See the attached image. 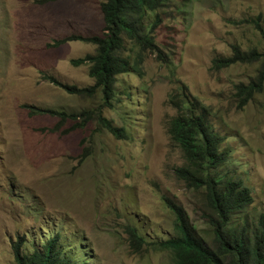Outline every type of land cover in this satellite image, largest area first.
<instances>
[{
    "label": "rangeland",
    "instance_id": "374dc122",
    "mask_svg": "<svg viewBox=\"0 0 264 264\" xmlns=\"http://www.w3.org/2000/svg\"><path fill=\"white\" fill-rule=\"evenodd\" d=\"M104 1L0 0V264H17L16 242L22 239L31 254L56 230L74 247L76 262L175 264L171 250L153 245L176 235L166 199L183 207L194 232L210 244L204 193L176 175L186 159L168 131L178 110L171 94L190 93L210 110L225 135L222 149L231 152L216 175L242 178L252 198L248 215L264 213V89L244 107L236 89L264 69V36L254 22L264 29V0H168L148 12L144 32L156 16L162 19L153 35L160 57L146 52L140 75L116 76L112 107L101 92L72 95L42 77L80 88L94 84L88 65L72 60L96 52L85 39L104 35ZM73 36L84 40L55 44ZM234 46L256 49L261 59L214 66ZM138 49L125 38L119 52L134 60ZM31 105L70 116L61 125V117L32 114ZM98 109L127 137L100 126L97 115L71 129L79 113ZM127 225L146 237L139 250Z\"/></svg>",
    "mask_w": 264,
    "mask_h": 264
},
{
    "label": "trees",
    "instance_id": "16d2710c",
    "mask_svg": "<svg viewBox=\"0 0 264 264\" xmlns=\"http://www.w3.org/2000/svg\"><path fill=\"white\" fill-rule=\"evenodd\" d=\"M166 1L168 0H106L103 2L105 36L85 39L86 42L93 41L98 44L97 53L72 60L75 66L90 64L89 73L95 79V85L78 88L75 85L62 84L55 79L52 81L72 95L93 96L100 90L105 104L111 106L116 76L131 71L140 74L144 53L160 52V47L152 39V33L162 23V19L156 16L153 23L145 27L147 33L143 31L142 21L148 12H155ZM254 22L264 36V29L259 19ZM125 37L135 41L139 48L138 58L131 61L118 56L117 50L123 47ZM74 40H84V38L82 36L66 37L56 41L55 44ZM260 59L261 54L256 49L243 52L239 47L234 46L233 55L216 59L214 66L224 68L235 63L250 64ZM255 78L248 84L240 83L237 86L240 107L247 105L254 95L263 91L264 69ZM184 89L188 90L187 86L184 85ZM184 95L180 101H177L176 94L169 100L180 111L170 122L172 139L180 146L186 159V164L176 169V175L190 188L202 190L204 193L205 211L209 212L206 214V219L212 229V240L208 244L198 237L183 207L166 199L169 208L175 214L176 235L153 245L156 249L159 245L162 250H171L175 264H264V213L260 214L258 219L248 215L247 206L252 202V198L242 178L216 175L218 169L230 162L231 152L222 149L224 140L209 121L210 110L204 106V111L199 106L201 114H197L196 110L189 108L185 101L192 95L190 96V93ZM193 100L196 101L195 98ZM28 108L32 114L61 117V125L70 116L63 110L42 109L32 105ZM100 112L101 110L98 109L96 112L85 110L79 113L75 118L78 122L71 129L86 126L93 119V115H98L100 123L107 130L118 138L126 137L123 129L112 125ZM59 128L58 124L57 129ZM68 131L70 132L66 130ZM88 150L86 148L83 156L87 155ZM213 170H215L214 173H211ZM126 232L129 235L130 244L136 249L139 250L148 243L138 227L127 225ZM23 245L21 239L13 247L17 264H84L74 260V247L59 230L48 231L47 238H44L40 246H37L31 254H26L22 248Z\"/></svg>",
    "mask_w": 264,
    "mask_h": 264
},
{
    "label": "clouds",
    "instance_id": "9594fccd",
    "mask_svg": "<svg viewBox=\"0 0 264 264\" xmlns=\"http://www.w3.org/2000/svg\"><path fill=\"white\" fill-rule=\"evenodd\" d=\"M106 1V0H105ZM104 1V2H105ZM103 18H104V15H103ZM153 23V21L151 22V24ZM104 26H105V21H104ZM156 30V29H155ZM143 31H144V29H143ZM155 32V31H154ZM154 32L152 33V36L154 35ZM145 33H147V32H145ZM96 36V35H95ZM104 36L105 35H103V36H98V37H100V38H104ZM92 37H94V36H92ZM91 37V38H92ZM154 37V36H153ZM153 37H152V39H153ZM125 38H127V37H125ZM125 38H124V41H125ZM129 39V38H128ZM56 41H58V40H56ZM77 41H79V40H77ZM132 41V40H131ZM84 42V41H83ZM86 42V41H85ZM135 42V41H134ZM86 43H92V44H94L95 46H96V52L95 53H93V55H95L96 53H97V49H98V44L96 43V42H93V41H87ZM135 44H136V42H135ZM137 45V44H136ZM123 47H124V42H123ZM122 47V48H123ZM121 48V49H122ZM121 49H119V50H117V52H118V56H122V55H120V50ZM148 52H150V51H148ZM88 56V55H87ZM86 57V56H85ZM85 57H83V58H85ZM123 58H127L128 60H132L131 59V57H127V56H122ZM79 59H81V58H79ZM135 59V58H134ZM76 60V59H75ZM131 64H132V62H131ZM82 65H88V68H89V70H90V64L89 63H85V64H82ZM129 73H131V72H129ZM124 74H127V73H124ZM139 74V73H138ZM140 74H141V67H140ZM139 74V75H140ZM89 75H90V73H89ZM121 75V74H120ZM42 77H44V79L45 80H47V81H49L51 84H53L54 86H56V87H59V88H61V89H63L62 87H60V86H58V85H56L52 80L53 79H55L56 81H58V82H60L58 79H56L55 77H53V76H51L50 74H43L42 75ZM89 77H91V76H89ZM92 78V77H91ZM93 80H94V84L93 85H95V83H96V81H95V79L94 78H92ZM60 83H62V82H60ZM62 84H64V83H62ZM93 85H91V86H88V87H92ZM116 78H115V83H114V98H113V100L111 101L112 103V105H113V102H114V100H115V97H116ZM78 88H80V87H78ZM83 88H87V87H83ZM64 90V89H63ZM97 92H101L100 90H98ZM96 92V93H97ZM95 93V94H96ZM102 93V92H101ZM94 94V95H95ZM79 95H82V96H85V95H83V94H79ZM175 94H171V96H170V98H169V100L171 99V98H173V96H174ZM176 98H177V101H180V100H182V98H183V96L181 97V99H179L177 96H176ZM103 99V98H102ZM186 103H187V105H188V107L189 108H193L194 110H196V113L197 114H201V112H200V108H199V106H201L202 108H203V110H204V106H203V104H198L197 105V103H194L193 101H192V99H190V97L189 98H187L186 100ZM104 103H105V101H104ZM169 103L172 105V106H174V104H172L170 101H169ZM112 105L110 106V107H112ZM183 105V104H182ZM180 106H181V104H180ZM26 107H28V106H26ZM174 107H176V106H174ZM177 108V107H176ZM178 109V108H177ZM205 111V110H204ZM101 114H102V112H100ZM180 113V111L179 110H177V115ZM183 113H185V112H183ZM182 113V114H183ZM177 115H175V117L177 116ZM103 116V115H102ZM97 117H98V115H97ZM104 117V116H103ZM104 118H106L107 120H109L107 117H104ZM209 121L212 123V125L216 128V130L219 132V130H218V128L215 126V124L212 122V113H210V117H209ZM99 120V119H98ZM75 121H78V120H75ZM110 122H111V124L112 125H114L113 123H112V121L111 120H109ZM100 122V121H99ZM170 122H171V120H170ZM170 122H169V127H168V131H169V134H170V139H171V141L174 143V141H173V139H172V134H171V132H170ZM100 126H102V127H104L101 123H100ZM115 126V125H114ZM115 127H117V126H115ZM105 128V127H104ZM119 128V127H118ZM123 128H121V130H122ZM124 130V129H123ZM124 132H125V130H124ZM220 133V132H219ZM220 135L223 137V140L225 139V135H222L221 133H220ZM127 137V136H126ZM126 137H124V138H126ZM120 139H122L121 137H120ZM224 142V141H223ZM175 144V143H174ZM223 145V144H222ZM182 150V149H181ZM226 150V149H225ZM228 152L230 151L229 149L227 150Z\"/></svg>",
    "mask_w": 264,
    "mask_h": 264
}]
</instances>
